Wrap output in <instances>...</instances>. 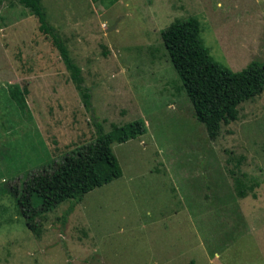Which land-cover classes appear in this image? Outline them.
I'll list each match as a JSON object with an SVG mask.
<instances>
[{"label":"rangeland","instance_id":"374dc122","mask_svg":"<svg viewBox=\"0 0 264 264\" xmlns=\"http://www.w3.org/2000/svg\"><path fill=\"white\" fill-rule=\"evenodd\" d=\"M0 2V264H264V91L212 138L162 37L197 17L217 62L264 67V0H38L89 103L37 17ZM137 120L122 178L27 225L10 185Z\"/></svg>","mask_w":264,"mask_h":264},{"label":"trees","instance_id":"16d2710c","mask_svg":"<svg viewBox=\"0 0 264 264\" xmlns=\"http://www.w3.org/2000/svg\"><path fill=\"white\" fill-rule=\"evenodd\" d=\"M20 2L29 9L31 15L37 17L40 32L51 39L89 103L90 95L88 88L83 85L80 68L74 64L59 32L49 24L38 0ZM162 37L182 80L183 89L212 138L217 136L224 122L238 119L236 107L239 104L264 91V67L253 63L243 71L234 72L217 62L204 45L197 17L177 20L162 31ZM146 132L147 125L142 120L108 133H104L100 124L96 123L94 141L41 166L38 171L30 172L23 187L19 188L18 181L10 185L27 225L36 229L37 217L41 213L50 212L69 201L70 208L64 215L67 218L86 194L122 178L123 170L113 145L126 143Z\"/></svg>","mask_w":264,"mask_h":264},{"label":"crops","instance_id":"0c3cea01","mask_svg":"<svg viewBox=\"0 0 264 264\" xmlns=\"http://www.w3.org/2000/svg\"><path fill=\"white\" fill-rule=\"evenodd\" d=\"M255 196H257V195L255 194ZM245 197H246V196H245ZM245 197H244V198H245Z\"/></svg>","mask_w":264,"mask_h":264}]
</instances>
